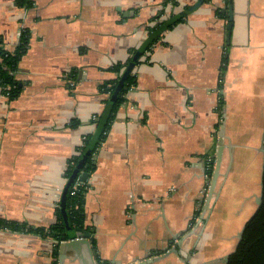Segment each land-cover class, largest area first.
<instances>
[{
  "label": "crops",
  "instance_id": "obj_1",
  "mask_svg": "<svg viewBox=\"0 0 264 264\" xmlns=\"http://www.w3.org/2000/svg\"><path fill=\"white\" fill-rule=\"evenodd\" d=\"M229 1L0 0L3 48L13 52L29 32L20 94L9 100L0 88V220L54 224L68 161L104 111L100 87L118 77L112 66L140 52L87 178L94 262L83 256L223 264L256 209L264 127V0H232L228 38ZM181 15L150 44L151 28ZM223 120L231 159L224 150L209 197ZM63 255L62 264H86ZM60 256L58 240L0 229V264Z\"/></svg>",
  "mask_w": 264,
  "mask_h": 264
},
{
  "label": "trees",
  "instance_id": "obj_2",
  "mask_svg": "<svg viewBox=\"0 0 264 264\" xmlns=\"http://www.w3.org/2000/svg\"><path fill=\"white\" fill-rule=\"evenodd\" d=\"M16 2L19 6H29L31 0H16ZM217 14L220 15L221 10H218ZM182 17V15L174 17L166 28H164V24L151 28L150 44L156 40L159 32L164 29L171 28L174 24L181 22L183 19ZM28 42L29 32L25 29L21 32L19 44L13 52L5 50L2 46V42L0 41V88L2 93L5 94L9 100L15 99L22 90V82L16 77V74L18 72L20 59L27 51ZM132 58L133 56L125 64H116L110 68V70L118 75V77L110 82L104 83L100 87L101 92L108 95V99L105 101L104 111L99 117L93 120L92 123L95 124V131L92 135L86 136L83 139L82 146L79 148V154L72 157L68 161L66 170L64 171L65 184L69 181L82 155L91 146L93 139L97 136L94 145L91 148V153L85 161L80 173H87L89 175L94 170V155L101 143L105 141L115 115L125 99L126 93L135 83V78L131 70L123 81V85L117 94L115 101L112 104L110 103L111 96L116 89L121 75L126 71L127 66L132 62ZM105 116L106 120L102 124ZM75 181L69 185L66 191L65 214L68 224L73 229L74 234L77 231L86 233L87 230L84 226L83 206L85 194L88 188L87 181L74 188ZM55 215L56 220L54 224L47 229L30 228L24 224L8 222L5 220H0V229L32 232L60 241L61 237L66 232V225L59 205L56 209ZM66 238L69 239L70 235H66ZM92 250L95 251L94 241L92 242ZM227 264H264V168L262 177L261 205L245 223L242 238L236 251L228 257Z\"/></svg>",
  "mask_w": 264,
  "mask_h": 264
},
{
  "label": "water",
  "instance_id": "obj_3",
  "mask_svg": "<svg viewBox=\"0 0 264 264\" xmlns=\"http://www.w3.org/2000/svg\"><path fill=\"white\" fill-rule=\"evenodd\" d=\"M232 15H233L232 0H230L229 1V7H228V22H229V24H228V38L230 36V31H231V27H232ZM139 54H140V52H138L134 56L132 62L127 66L126 71L121 76V78H120V80H119V82H118V84L116 86V89H115L114 93L111 96V99H110V103L111 104L115 101L116 96L119 93V91H120V89H121V87L123 85V81L125 80L126 76L133 69V67L135 65V62L138 59ZM222 118L225 119L224 114L222 115ZM105 120H106V116L103 118L102 124L105 122ZM218 137H219L218 148H217V154H216V157H215V166H214L213 177H212L211 185H210L211 188H210V191H209V197L212 196V194L214 193L213 192V188H214V186L216 184V180H217L218 175H219V169H220V164H221V160H222V154H223L224 150L227 149V151L229 152L230 159H231L232 147H231L230 144H226L225 143L226 140L228 141V138H227V136L225 134V122H224V120H223V122L220 125L219 136ZM96 138H97V136L93 139V142H92L91 146L82 155L78 165L76 166L75 170L73 171L69 181L65 184L64 189H63L62 194H61L59 207L61 209V213L63 215L64 222H65V225H66V232L60 239V253H61V256H60L59 264H62L63 257H64L63 253L66 250L74 252L75 255H76V258L84 260V261H86V264H89L88 260H85V258L83 256L84 252H85V253L88 254V258L91 260V262H94V257H93L92 248H91V244L94 241L93 237L91 236V234H89L87 232L86 233H81V232L77 231L74 234L73 229L68 224V220H67V217H66V214H65V196H66V191H67L69 185L71 183H73L77 178L82 183L87 181L88 174L87 173H80V171H81L85 161L87 160V158L89 157V155L91 153V148L93 147ZM260 142H261V147L259 149V152L262 155L261 178H260V183H259V195H258V197L255 198L256 209H255L254 213L259 208V206L261 205V201H262V177H263V168H264V148H263L264 127H263V132L261 134ZM201 221H202V219H201ZM243 231H244V227L242 228V230L239 232V234L237 236L238 240H237V243H236L233 251L230 252L227 256H225V258H223L219 262H221L223 264H227L228 257L231 254H233L236 251L237 247H238V244H239V242H240V240L242 238ZM66 235H70V238L67 239ZM159 258H161V256H159L157 258H153V259H148V260H144V261H141V262H137V263H134V264H149V263H152L154 261H157Z\"/></svg>",
  "mask_w": 264,
  "mask_h": 264
},
{
  "label": "built area",
  "instance_id": "obj_4",
  "mask_svg": "<svg viewBox=\"0 0 264 264\" xmlns=\"http://www.w3.org/2000/svg\"><path fill=\"white\" fill-rule=\"evenodd\" d=\"M83 184L78 178L76 179L75 183H74V188H76L77 186Z\"/></svg>",
  "mask_w": 264,
  "mask_h": 264
}]
</instances>
